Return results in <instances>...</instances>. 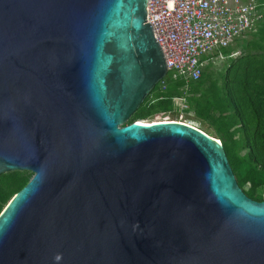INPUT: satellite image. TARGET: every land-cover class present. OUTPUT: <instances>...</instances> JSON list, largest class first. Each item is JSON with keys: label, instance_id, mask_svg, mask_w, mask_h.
<instances>
[{"label": "water", "instance_id": "1", "mask_svg": "<svg viewBox=\"0 0 264 264\" xmlns=\"http://www.w3.org/2000/svg\"><path fill=\"white\" fill-rule=\"evenodd\" d=\"M147 0H0V264H264L221 141L126 124L167 75Z\"/></svg>", "mask_w": 264, "mask_h": 264}, {"label": "trees", "instance_id": "2", "mask_svg": "<svg viewBox=\"0 0 264 264\" xmlns=\"http://www.w3.org/2000/svg\"><path fill=\"white\" fill-rule=\"evenodd\" d=\"M247 36L249 39L237 41L234 47L221 49L229 63L218 74V85L205 71L198 82L189 84L187 104L196 117L224 138L221 142L227 158H235L238 165L233 171L238 186L249 198L264 201V17ZM238 45L242 53L231 59ZM165 81L166 88L158 91L159 83L126 124L173 111V99L181 95L183 84ZM151 97L155 106L145 104ZM31 177L26 171L0 175V213Z\"/></svg>", "mask_w": 264, "mask_h": 264}, {"label": "built area", "instance_id": "3", "mask_svg": "<svg viewBox=\"0 0 264 264\" xmlns=\"http://www.w3.org/2000/svg\"><path fill=\"white\" fill-rule=\"evenodd\" d=\"M263 17L264 0H147L146 23L168 69L158 91L166 88V79L183 84L171 112L186 113L189 84L198 82L206 64L222 58L221 49L234 47Z\"/></svg>", "mask_w": 264, "mask_h": 264}, {"label": "rangeland", "instance_id": "4", "mask_svg": "<svg viewBox=\"0 0 264 264\" xmlns=\"http://www.w3.org/2000/svg\"><path fill=\"white\" fill-rule=\"evenodd\" d=\"M249 39V36H245L244 40ZM241 47L238 45L236 46L234 52L232 53V55H230L231 59H235L238 56L241 55ZM229 63V59H226L224 57L220 58V57H214L210 60V62H208L206 64V66L203 68V71L209 73L211 75V79L216 81V84L218 85L220 83L219 80V75L220 72H222L226 65ZM210 64V65H208ZM208 83H206L205 86H207ZM146 99V98H145ZM154 98H148L146 100V105L147 106H155V103L153 102ZM170 122V121H176V122H181V123H185L188 124L190 126L196 127L197 129H200L201 131H203L204 133H206L207 135H209L210 137H212L213 139H219V141H222L223 143L225 142L224 138L217 135L215 130L211 127V125L207 124L206 122H204L201 118L196 117L192 111H190L189 109H187L186 113H178V116L175 117L174 112H167V113H157L154 114L152 116H150L149 118H147L146 120L143 121V123H155V122ZM127 123V122H126ZM142 123V122H141ZM228 162L229 165L232 169V171H236L238 170V165L237 162L235 160V158L233 157H229L228 158ZM247 187H244V190H246ZM262 199L264 200V195L262 196Z\"/></svg>", "mask_w": 264, "mask_h": 264}, {"label": "bare ground", "instance_id": "5", "mask_svg": "<svg viewBox=\"0 0 264 264\" xmlns=\"http://www.w3.org/2000/svg\"><path fill=\"white\" fill-rule=\"evenodd\" d=\"M161 122V121H160ZM164 122H167V121H164ZM143 123V122H142ZM154 123V122H153ZM146 124H151V123H146Z\"/></svg>", "mask_w": 264, "mask_h": 264}]
</instances>
